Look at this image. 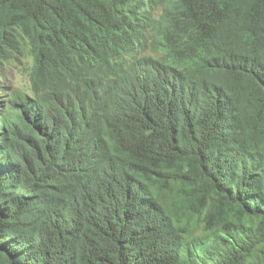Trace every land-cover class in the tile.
Masks as SVG:
<instances>
[{"label":"trees","instance_id":"obj_1","mask_svg":"<svg viewBox=\"0 0 264 264\" xmlns=\"http://www.w3.org/2000/svg\"><path fill=\"white\" fill-rule=\"evenodd\" d=\"M22 41L0 264H264V0H0Z\"/></svg>","mask_w":264,"mask_h":264},{"label":"rangeland","instance_id":"obj_2","mask_svg":"<svg viewBox=\"0 0 264 264\" xmlns=\"http://www.w3.org/2000/svg\"><path fill=\"white\" fill-rule=\"evenodd\" d=\"M33 69L34 60L26 42L22 41L17 51L0 50V95L5 97L13 92L34 95Z\"/></svg>","mask_w":264,"mask_h":264}]
</instances>
